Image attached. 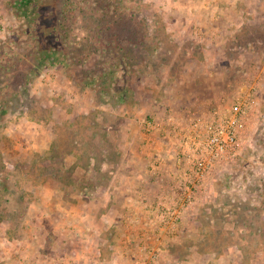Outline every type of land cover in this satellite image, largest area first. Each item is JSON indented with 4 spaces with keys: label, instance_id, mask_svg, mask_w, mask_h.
<instances>
[{
    "label": "rangeland",
    "instance_id": "rangeland-1",
    "mask_svg": "<svg viewBox=\"0 0 264 264\" xmlns=\"http://www.w3.org/2000/svg\"><path fill=\"white\" fill-rule=\"evenodd\" d=\"M29 6L35 19L25 0H0V89H17L0 92V264H264V0ZM104 7L128 14L119 24L142 63L110 83L103 69L127 53L94 37ZM65 17L99 51L30 73L34 24L43 34ZM240 98L250 120L239 154L213 168L176 226L152 214L169 176L147 154L146 122H185Z\"/></svg>",
    "mask_w": 264,
    "mask_h": 264
},
{
    "label": "built area",
    "instance_id": "built-area-1",
    "mask_svg": "<svg viewBox=\"0 0 264 264\" xmlns=\"http://www.w3.org/2000/svg\"><path fill=\"white\" fill-rule=\"evenodd\" d=\"M246 101L240 98L229 107L202 113L185 122L173 114L166 120L146 122V147L150 150L146 152L153 166L169 176H159L158 182L166 188L162 187L163 194H157L158 205L151 204L152 214L162 220L172 218L170 224L176 226L177 218L198 199L202 189L208 188V175L213 168L239 154L250 120ZM159 143L165 146L156 150ZM171 200L174 204L168 202Z\"/></svg>",
    "mask_w": 264,
    "mask_h": 264
},
{
    "label": "trees",
    "instance_id": "trees-1",
    "mask_svg": "<svg viewBox=\"0 0 264 264\" xmlns=\"http://www.w3.org/2000/svg\"><path fill=\"white\" fill-rule=\"evenodd\" d=\"M41 2L42 0H25V3L28 5V8L24 10L25 15H27V19L29 20H31V18L35 19L34 18L35 15L31 16V14L30 15L27 14L30 9L29 4L31 5V3H33V9L36 11V13L39 14L40 9L38 8L40 7ZM128 18H129L128 14H125L124 16V12L122 11L121 7H116L114 10H112L110 7H104L101 10V15L97 19L99 28H96L97 29L96 36L94 37L96 39H101V37L102 38L111 37L112 41H114L113 43L116 44V46L120 47L123 52L125 51L127 53V57L124 58L125 59L124 61H121L120 56L116 55L112 66L110 67L105 66V69H103L104 72L102 76H105L104 80L109 83L112 80L118 79L116 73L119 70V68H122L124 65L128 64V66L129 65L133 66L136 63L142 65V63H140L139 61L140 59L139 55L136 53L138 52L136 46L133 45L132 43L129 44L128 40L125 39L127 37L125 30L127 28L119 24L121 20ZM71 20H73V18L65 17L64 21L61 20L60 25L53 24L54 29L56 30L60 29V31L57 33L56 30H52V31L50 30L49 32H43L42 34L38 30L36 24H34V28L37 33H35L36 38L33 47L36 50L34 52H28V55L30 57L28 59L33 60L32 61L33 65L31 63L29 64V66H31L29 70L30 73L36 75L41 71L43 67L48 66L50 64H55L60 62L71 63L72 61L78 59L81 55L84 56L86 54L88 55L87 57L89 58L93 50L99 51V48L95 42L94 43L92 41L88 42L86 41V38L79 40L76 37L75 33H73L75 30V26L73 24H70ZM39 23H41V20L39 21ZM53 34H54L53 38L50 39V37ZM147 39L148 38H146V43L148 44ZM61 40L63 41V46H62L63 49H59ZM51 42H55L54 45L50 44ZM147 44L144 45V47H142V50L145 49ZM158 47L159 45L156 46L157 49ZM140 52L142 51L140 50ZM88 58L82 57L81 61H87ZM101 63L103 64L104 62L102 61ZM105 65L107 64L105 63ZM83 72L87 75L85 84L93 85L94 80L93 82L91 81L90 69H83ZM7 90L10 91L12 90L14 92L17 91V89L8 88L6 85H3V87L0 89V92H6ZM123 90L124 87L118 86L117 91L119 92V94L117 96L124 100L125 92ZM0 108H2L3 110L4 109L7 110V106L5 104H3V107Z\"/></svg>",
    "mask_w": 264,
    "mask_h": 264
},
{
    "label": "crops",
    "instance_id": "crops-1",
    "mask_svg": "<svg viewBox=\"0 0 264 264\" xmlns=\"http://www.w3.org/2000/svg\"><path fill=\"white\" fill-rule=\"evenodd\" d=\"M164 146H165V145L159 143V144L156 146V150H157V149H162V148H164ZM156 150H155V148H154V153H155ZM129 188L132 189V186L130 185ZM109 197H110V198H109L110 200L113 199L112 196H109ZM109 205H110V203H109ZM109 207H110V208L107 209V211L110 212V214L113 213V216H114L115 211H116V209L114 208V207H115V203H111V206H109ZM123 209H124V208H123ZM113 210H114V211H113ZM107 214H108V213H107ZM107 214H106V213H102V216H104V218H107V217H108L107 222H109V225H110V224L112 225V223L114 222V221H113L114 218H113V216L109 218L110 214H108V215H107ZM115 215H117V214H115ZM105 220H106V219H105ZM91 226H92L93 230L95 231V234L97 233V235H96V236H97V239H94V241L96 242V244H97V241H99V240H100V242L103 243V244L106 243V241L101 240L100 237H99V236H101L100 234L102 233V230H100V229L98 228L97 224L94 222V223H91ZM98 237H99V238H98ZM99 244H100V243H99Z\"/></svg>",
    "mask_w": 264,
    "mask_h": 264
}]
</instances>
